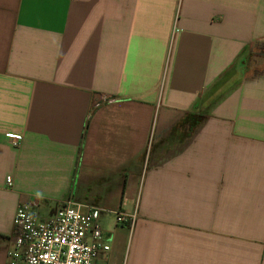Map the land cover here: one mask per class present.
Returning <instances> with one entry per match:
<instances>
[{
    "label": "crops",
    "instance_id": "1",
    "mask_svg": "<svg viewBox=\"0 0 264 264\" xmlns=\"http://www.w3.org/2000/svg\"><path fill=\"white\" fill-rule=\"evenodd\" d=\"M69 200L98 264H264V0H0V264Z\"/></svg>",
    "mask_w": 264,
    "mask_h": 264
},
{
    "label": "built area",
    "instance_id": "2",
    "mask_svg": "<svg viewBox=\"0 0 264 264\" xmlns=\"http://www.w3.org/2000/svg\"><path fill=\"white\" fill-rule=\"evenodd\" d=\"M14 146L20 139L12 140ZM12 187V177L7 179ZM37 205L23 202L14 220L13 248L7 264H98L100 253H109L111 245L104 241L99 224L103 209L85 206L71 200L61 203L51 216H40ZM118 223H135L136 213L115 212Z\"/></svg>",
    "mask_w": 264,
    "mask_h": 264
}]
</instances>
